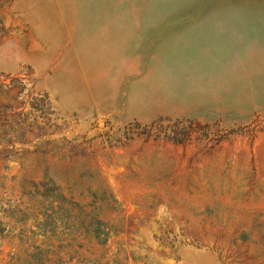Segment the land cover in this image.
I'll return each mask as SVG.
<instances>
[{
    "label": "rangeland",
    "instance_id": "obj_1",
    "mask_svg": "<svg viewBox=\"0 0 264 264\" xmlns=\"http://www.w3.org/2000/svg\"><path fill=\"white\" fill-rule=\"evenodd\" d=\"M0 264H264V0H0Z\"/></svg>",
    "mask_w": 264,
    "mask_h": 264
},
{
    "label": "trees",
    "instance_id": "obj_2",
    "mask_svg": "<svg viewBox=\"0 0 264 264\" xmlns=\"http://www.w3.org/2000/svg\"><path fill=\"white\" fill-rule=\"evenodd\" d=\"M155 122H151V124H148V126H152ZM147 126V125H145ZM159 132H162V135L165 137H168L170 139L173 140H177V141H181L184 138L188 137L191 134V130L190 129H186V128H176L173 130H157ZM159 134V133H156ZM161 134V133H160ZM96 235H99L98 233Z\"/></svg>",
    "mask_w": 264,
    "mask_h": 264
}]
</instances>
